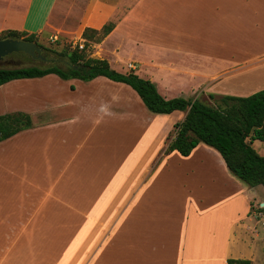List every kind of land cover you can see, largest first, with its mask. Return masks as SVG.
<instances>
[{"label": "crops", "instance_id": "obj_1", "mask_svg": "<svg viewBox=\"0 0 264 264\" xmlns=\"http://www.w3.org/2000/svg\"><path fill=\"white\" fill-rule=\"evenodd\" d=\"M3 30L85 43L164 99L264 88L247 79L264 77V0H0ZM14 111L31 124L0 140V264H257L264 186L203 142L162 153L184 111L53 73L1 84L0 114Z\"/></svg>", "mask_w": 264, "mask_h": 264}, {"label": "trees", "instance_id": "obj_2", "mask_svg": "<svg viewBox=\"0 0 264 264\" xmlns=\"http://www.w3.org/2000/svg\"><path fill=\"white\" fill-rule=\"evenodd\" d=\"M110 29L111 25L105 24L99 33L84 30L82 35L85 39L97 41ZM3 38L33 41L41 48L37 37L24 31H0V39ZM85 45L84 43L83 48ZM43 49L55 55H43V61L50 62L48 65L0 67V85L12 79L40 77L48 73L62 79L77 78L84 81L104 76L124 83L136 92L150 112H185L183 119L174 124L173 137L167 142L164 152L176 150L180 155L186 156L198 142H203L219 153L225 166L238 179L248 186H264V154H259L251 145V141L255 139L264 143V88L246 96L223 94L215 97L208 94L213 99L212 105L198 98L164 99L149 80L131 72L120 73L111 68L104 59L89 57L76 46L70 50L67 47L59 50L50 47ZM30 124V118L24 112L0 114V140L29 127ZM227 264H250V261L228 259Z\"/></svg>", "mask_w": 264, "mask_h": 264}, {"label": "rangeland", "instance_id": "obj_3", "mask_svg": "<svg viewBox=\"0 0 264 264\" xmlns=\"http://www.w3.org/2000/svg\"><path fill=\"white\" fill-rule=\"evenodd\" d=\"M36 40L39 41L38 43L41 45L42 49H41L40 54L42 56L43 55L55 56L54 54H51V53L45 51L43 49V47H50V48H54L56 50H59L61 47H67L68 48L67 50L74 48V45H71L67 41L59 42V41H50V40H44V39H38V38ZM81 50L85 53V55H88V52H87L88 49L86 47H84ZM49 63L50 62L43 61V60L39 59L38 57L31 58L24 53H11V54H8V55H6L0 59V67H20V66H28V65H35V66H39V67H44V66L48 65ZM251 73L252 74L249 76V78H247L249 81H251L250 87L256 86V85L260 84L261 82H264V77L262 75V71H253ZM232 81L233 80H231V83H232ZM245 82H247V81H244V83ZM260 89H262V88H260ZM215 97H217V95ZM198 99L201 100L202 102L206 103V104H209V105L213 104V99H211L207 94H199ZM251 145L258 153L264 154V143L263 142L255 139V140L251 141ZM164 148L162 149V153H164V154L168 153L169 151L164 152ZM256 229L260 233L262 226L258 224L256 226ZM257 264H264V252L259 257Z\"/></svg>", "mask_w": 264, "mask_h": 264}, {"label": "water", "instance_id": "obj_4", "mask_svg": "<svg viewBox=\"0 0 264 264\" xmlns=\"http://www.w3.org/2000/svg\"><path fill=\"white\" fill-rule=\"evenodd\" d=\"M11 53H24L31 58L38 57L43 60L44 57L41 56V48L36 44V42H26L19 39L3 38L0 39V59ZM260 206L264 208V204L261 203ZM261 242L264 247V227L261 229Z\"/></svg>", "mask_w": 264, "mask_h": 264}, {"label": "built area", "instance_id": "obj_5", "mask_svg": "<svg viewBox=\"0 0 264 264\" xmlns=\"http://www.w3.org/2000/svg\"><path fill=\"white\" fill-rule=\"evenodd\" d=\"M54 39H55V38H53V37L49 38L50 41H54ZM75 46H76V48L79 49V50L83 48V45H82L81 43H77ZM127 67L131 68V65L128 63V64H127ZM173 134H174V130H173ZM172 137H173V135H172Z\"/></svg>", "mask_w": 264, "mask_h": 264}, {"label": "flooded vegetation", "instance_id": "obj_6", "mask_svg": "<svg viewBox=\"0 0 264 264\" xmlns=\"http://www.w3.org/2000/svg\"><path fill=\"white\" fill-rule=\"evenodd\" d=\"M42 56V55H41ZM44 60V59H43Z\"/></svg>", "mask_w": 264, "mask_h": 264}]
</instances>
